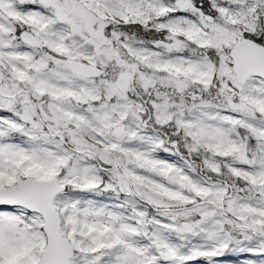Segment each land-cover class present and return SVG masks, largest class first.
Listing matches in <instances>:
<instances>
[{"label": "snow or ice", "instance_id": "snow-or-ice-1", "mask_svg": "<svg viewBox=\"0 0 264 264\" xmlns=\"http://www.w3.org/2000/svg\"><path fill=\"white\" fill-rule=\"evenodd\" d=\"M0 264H264V0H0Z\"/></svg>", "mask_w": 264, "mask_h": 264}]
</instances>
